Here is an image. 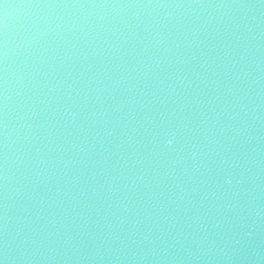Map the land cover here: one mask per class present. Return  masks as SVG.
I'll return each mask as SVG.
<instances>
[{
    "label": "water",
    "instance_id": "1",
    "mask_svg": "<svg viewBox=\"0 0 264 264\" xmlns=\"http://www.w3.org/2000/svg\"><path fill=\"white\" fill-rule=\"evenodd\" d=\"M0 264H264V0H0Z\"/></svg>",
    "mask_w": 264,
    "mask_h": 264
},
{
    "label": "clouds",
    "instance_id": "2",
    "mask_svg": "<svg viewBox=\"0 0 264 264\" xmlns=\"http://www.w3.org/2000/svg\"><path fill=\"white\" fill-rule=\"evenodd\" d=\"M169 143H171V141H169Z\"/></svg>",
    "mask_w": 264,
    "mask_h": 264
}]
</instances>
